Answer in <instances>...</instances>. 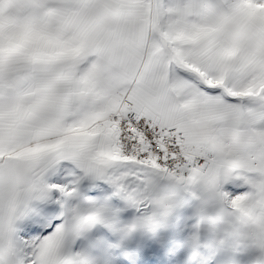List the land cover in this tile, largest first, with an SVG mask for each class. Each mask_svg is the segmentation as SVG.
Here are the masks:
<instances>
[{
    "label": "snow or ice",
    "instance_id": "snow-or-ice-1",
    "mask_svg": "<svg viewBox=\"0 0 264 264\" xmlns=\"http://www.w3.org/2000/svg\"><path fill=\"white\" fill-rule=\"evenodd\" d=\"M0 264H264V0H0Z\"/></svg>",
    "mask_w": 264,
    "mask_h": 264
}]
</instances>
